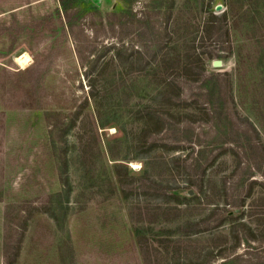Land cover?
Masks as SVG:
<instances>
[{"label":"rangeland","instance_id":"obj_1","mask_svg":"<svg viewBox=\"0 0 264 264\" xmlns=\"http://www.w3.org/2000/svg\"><path fill=\"white\" fill-rule=\"evenodd\" d=\"M224 11L227 23L207 25ZM192 38L207 52L206 74L183 85L176 58ZM156 69L180 72L185 97L215 117L171 127L182 112L169 104L174 118L138 119L169 103ZM179 128L194 135L193 152L170 150ZM257 135L253 165L246 141ZM199 160L209 165L206 193L172 222L146 223L136 207L160 202L137 184L191 197L187 168ZM233 195L246 196L235 215L248 229L228 220L178 232ZM6 255L14 264H264V0H0V264Z\"/></svg>","mask_w":264,"mask_h":264},{"label":"trees","instance_id":"obj_2","mask_svg":"<svg viewBox=\"0 0 264 264\" xmlns=\"http://www.w3.org/2000/svg\"><path fill=\"white\" fill-rule=\"evenodd\" d=\"M227 17H228V12L224 11L220 14H212L210 18L207 21V25L211 24L212 21H227ZM68 26L69 28H72L73 24L68 21ZM227 23V22H226ZM207 27V26H206ZM214 28V25L211 26V29ZM222 29V26H217L216 29ZM142 32V31H141ZM140 33V32H139ZM138 33V34H139ZM120 39L123 40L124 39V33L120 32ZM141 35V34H139ZM119 37L117 39H119ZM197 39L196 38H192L189 40V42L187 41L186 43V52L184 53V56H179L176 58V62L178 63L179 66H181L182 64V68L183 71L185 72V80L183 82V85L185 83H198L201 81V77L206 74V68L204 65V61L205 59L208 57L207 56V52L203 49L201 51H198L199 48L202 49V44L197 45L196 44ZM157 44H158V48H159V53L160 52H164L168 45L170 44L168 40H166V36L165 38L162 39H157ZM157 53L153 54V59L155 61L152 62H157ZM152 56V55H151ZM212 55L210 56V58H213ZM169 57V52H165L163 55H160V60L158 61L159 65L158 68L160 69L163 65L162 68L165 67V63L167 61V58ZM206 57V58H205ZM216 57H220V56H216ZM144 63H148V61H145L144 57H143V61ZM159 69H156L154 72V76L156 78L159 79V82L157 83V85H161V91L160 93H162V96L164 98L167 97V99H165V101L169 100V103L165 104V109H160L161 107H153V105H147L145 106L142 110H139V115L137 114V118L144 120L145 123L147 124L149 122V119H153V118H157L162 120L161 118H164L165 120L166 118V114H169L170 116H172L174 118V115L170 114L168 111H166V106H170L169 104H172V106L174 107V105L178 108L181 109V114L178 118L173 119V123L172 126H180L182 124V122L187 121L188 122V126L189 127H193L195 126V124H197L199 121H201L202 117H215L214 115V111L209 109V107H207L206 105H204V103L198 101L197 99L193 100V99H189L191 97H185V90L186 86L185 85L183 87V85L180 83L179 78L181 79V74L180 72H178L177 74L173 73L172 71H168L167 75L165 76L163 75L162 71H159ZM166 71V70H165ZM173 76L175 79H171L170 77ZM187 99V100H186ZM171 106V107H172ZM165 111V112H164ZM220 114V112H217ZM165 120L163 122H159L161 124V126L163 124H165ZM247 123L248 120H246ZM250 124V123H249ZM179 131H184L182 135L178 136L176 138L175 142H179L178 144H176L174 147H170V150L172 151H179L181 149H185V143L191 144L190 148L192 150V152L194 151V148L192 146H195L196 142H193V134H188V130H181V128H179ZM166 130V129H165ZM147 131V130H145ZM237 138H239L237 140V142H240V135L237 136ZM247 138V137H246ZM234 140V139H233ZM247 148L246 150H250V158L249 160H251L252 164L256 165L258 164L257 158L256 161L253 159L252 155L254 154V150L256 148V146H260V140H259V136L257 135V138L255 139H250L247 138ZM184 143V144H181ZM149 145V144H148ZM154 145L152 146H147V151H151ZM198 146L199 145L198 143ZM157 147V146H156ZM192 152H188L186 155H184L183 158H179L182 161H184V163H188L189 159L194 156L192 155ZM200 161V160H199ZM201 162V161H200ZM254 162V163H253ZM204 163H195L191 165L190 167H188L187 169L189 170L190 174L192 175V178L189 179V185H190V189L192 190V192L194 193L193 196L188 197V196H183V197H178V196H174L172 197V195L169 194V191H167V188L164 187L160 182H157L153 179H149L147 178V182L144 183L143 181H140L139 184H137L136 189L138 190H142L143 189H147V191L151 192L150 197L153 198H157V200L160 202L159 204H155V206L153 208H148L146 207H136V209H138V211L140 212V214L142 216H146V223H155L157 218L161 215L164 216L163 218H161L163 221L170 223L172 222L170 220L171 217L173 216H178V214H182V206H186L189 207L191 202L194 200L199 199L200 195L202 193H206V178L208 177L207 175V170L209 168V165H205L203 166ZM258 169H261L260 166H256ZM201 168V171L199 170ZM253 177V176H252ZM122 177L120 176V180L122 182ZM252 183H255V179H252L251 181ZM147 191H143V193H141L142 195L144 194V196H148L146 195ZM148 192V194H149ZM169 194V195H168ZM249 196V195H248ZM229 199H227V202L225 203V205L223 207H220L218 205H216L217 203H212L214 206L213 210H210V212L204 216V218L202 219H198V220H189L187 221L184 225H181L178 228V232H180V234H182L183 236H187L190 237L192 234H197L200 232H204L206 230H213V229H217L219 227H221L223 224H225L228 220L232 221V225H234L235 227H237V230L243 229L246 230L248 229V224L246 223V221H243V219L241 218L240 215L236 216L235 214L237 213V211L242 212L245 208V202H246V196H241V195H233L231 197H229ZM174 202V203H173ZM221 210V212H219ZM159 211V212H158ZM220 215H222V217L220 218ZM230 221V222H231ZM250 227V226H249ZM250 230V228H249ZM181 236V235H180ZM239 239V238H237ZM20 243L17 245V247L15 248V258L18 259L19 257V250H20ZM15 258H12L10 263V257H7V255L5 256L4 259V263L5 264H14V262L16 261Z\"/></svg>","mask_w":264,"mask_h":264},{"label":"bare ground","instance_id":"obj_3","mask_svg":"<svg viewBox=\"0 0 264 264\" xmlns=\"http://www.w3.org/2000/svg\"><path fill=\"white\" fill-rule=\"evenodd\" d=\"M21 64H27L30 61V56L25 53L24 55H22V57L17 59Z\"/></svg>","mask_w":264,"mask_h":264},{"label":"water","instance_id":"obj_4","mask_svg":"<svg viewBox=\"0 0 264 264\" xmlns=\"http://www.w3.org/2000/svg\"><path fill=\"white\" fill-rule=\"evenodd\" d=\"M219 9H220V6L217 7V10H219ZM214 65H215L216 67H220V66L222 65V62L219 61V60H218V61H215V62H214ZM190 193L192 194L193 192L190 191Z\"/></svg>","mask_w":264,"mask_h":264}]
</instances>
